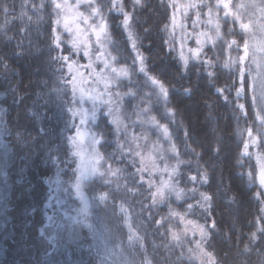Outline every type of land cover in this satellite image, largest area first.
Instances as JSON below:
<instances>
[{"label":"trees","instance_id":"obj_1","mask_svg":"<svg viewBox=\"0 0 264 264\" xmlns=\"http://www.w3.org/2000/svg\"><path fill=\"white\" fill-rule=\"evenodd\" d=\"M31 2L39 4L40 0ZM189 2L198 0H177L179 4ZM208 2L215 3V0ZM253 2L259 5L264 0H230L232 11L239 15L240 21L233 23L231 18L220 20L224 39L235 38L241 46L243 39L249 41V59L253 44L261 36L259 25L264 23L258 17V8L248 7ZM97 3L107 6L108 0H97ZM142 3L143 6L135 11L134 31L139 37L140 50L147 57L150 75L156 76L170 88L171 103L167 107L175 111V116L174 122H171L163 106L156 108L146 103L145 93L152 92V88L145 84L144 75L138 72V64L133 65L135 53L127 34L119 27L122 17L109 15V48L120 57L116 64L130 69L129 78L121 81L127 112L125 125L134 121L138 105L151 107L158 120V113L161 114V122L168 126L171 143L176 145L178 156L168 151L170 143L165 139L164 145L168 147L165 150L162 146L165 159L155 162L165 167L169 161V170L176 165L177 159L188 162L179 165V175L175 177L177 187L184 189V195L177 200L172 194L163 204L142 211V205L151 203L148 184H140L139 176L133 182L129 176L135 173L136 168L128 163L127 158L120 157L114 125L110 122L112 117L106 114V108L101 107L96 121L88 124L92 131L101 133L104 138L98 144L103 157L98 167L101 173H107L109 165L113 169H123V173L117 177L107 174L90 177L84 185L85 195L92 205L87 221L80 223L69 219L76 216V210L80 207V201L72 189L80 158L73 155L74 150L66 140L75 132L71 127L73 118L66 112L69 105L64 104V101L72 98L71 88L65 90L66 94L62 92L61 97L51 91L59 85L56 78L61 73L54 70L59 68V63L50 64V57L60 54L50 45L54 26L63 41V54L70 50L68 41L73 39V35L64 31L63 25L53 24L56 17L50 5L39 13L43 17L39 20L29 8L28 15L32 21L28 24L27 20L19 18L22 0H0V9L4 6L10 9L7 17L10 23L0 29V57L9 65L7 72L0 66V264H101L94 245L93 221L97 217L96 221H101L112 233L114 230L116 235L124 237L128 243L127 251L139 263L145 260L151 264H201L200 259H190L188 252L190 248L195 249V242L200 239L199 233L193 235L188 230L185 234L181 229L185 227L184 222L180 216H171L170 209L184 216V221L208 227L209 239L204 243V248L213 253L218 264H264V240L249 245L250 251H244L245 245L249 244L248 234L255 230L250 222L260 215L262 205L253 197L257 186L250 184L246 175L241 178V173L249 167V160L244 158L243 166L237 163L242 138L237 133L235 102L226 104L214 91L229 82L228 71L218 68L219 78L214 84L206 76L197 75L201 65L195 61L190 60L188 70L183 71L177 59L180 50L179 29L176 32L175 51L169 52L164 43L168 34L162 29L168 23L170 13L167 0L163 3L162 0H142ZM124 4L126 10H132V0H124ZM241 4L245 7H236ZM199 11L200 19L206 21L208 18L204 13L207 8ZM188 15L187 31L191 32L195 11L190 10ZM220 15H223L222 11ZM5 19L0 11V24H5ZM240 22H251V32L243 34V39ZM25 26L28 31L22 35L21 29ZM230 28L233 34L227 35ZM201 31L215 35L213 29L205 24L198 26L197 32ZM6 36L12 39L8 40ZM18 44H22V47H18ZM187 47L195 48L194 40H189ZM204 52L214 60L220 56L222 62L229 55L236 57L242 54V47L239 52L235 49L229 52L223 40H217L215 47L209 44ZM185 53L188 54L187 48ZM256 55L260 57L258 53ZM79 57L85 62L82 53L72 59L79 62ZM63 71L67 74L66 67ZM173 87L175 92L171 91ZM184 89H191V94H186ZM151 99L154 101L155 98ZM240 102L245 103L246 107L249 103L244 99ZM62 104L64 111L60 107ZM80 106L79 103L75 105ZM251 115L249 111V118ZM66 122L68 128L65 127ZM75 123L79 125V117L75 118ZM137 124L129 128V135L141 133L142 126ZM239 124L247 126L243 119ZM185 131L188 132V145L200 154L199 157L185 149ZM155 135L156 132H153L152 137ZM119 139L121 143L126 141L123 133ZM221 142L224 150L217 156L213 149ZM156 143L152 140L150 144L153 151ZM251 151L256 149L251 148ZM154 154L157 155L156 151ZM136 160V167H140L139 157ZM251 163L255 164V158ZM204 170L208 172L207 184H194L189 180V176H199ZM143 175L148 181L147 172ZM108 180L112 182L106 183ZM194 187L198 189L195 193L191 191ZM151 191L154 192L155 188ZM199 192L213 195L209 213L199 207L187 210L188 204L195 205L200 199ZM102 193L108 194L106 202L96 199ZM121 204L128 210L127 217L120 213ZM49 217L52 219L49 220ZM157 220H161V225L155 223ZM213 220L216 222L214 229L210 227ZM88 224L93 226L92 229ZM129 224L140 237L131 244L128 241L131 234ZM173 231L178 232L179 242L172 239Z\"/></svg>","mask_w":264,"mask_h":264},{"label":"snow or ice","instance_id":"obj_2","mask_svg":"<svg viewBox=\"0 0 264 264\" xmlns=\"http://www.w3.org/2000/svg\"><path fill=\"white\" fill-rule=\"evenodd\" d=\"M164 0H162V3ZM50 5L52 12L55 14L54 25H61L63 21V29L69 35H73V39L68 41L71 45L70 50L67 54H63V41L60 35L57 34L56 27L52 28L51 45L55 50H58L60 54L50 57V64L59 63V68L54 69L61 73L56 79L59 82L58 86L51 89L52 92L56 93L58 97H61L62 92L66 94L65 90L69 87L71 88L72 98L70 101H64V104L69 105L66 112L71 115L72 123L71 127L75 129L73 135L66 137L67 142L73 148V155L80 158V163L76 168L78 175L75 176V182L72 184V189L76 197L80 201V207L76 210V216L69 217L73 222L86 223L87 218L90 214V204L89 198L85 195L84 185L85 182L92 176L99 174L100 176L110 175L112 177H117L123 173V169H113L110 165L107 169V173H101L98 167L100 160L103 157L96 150V145L102 142L103 135L91 130H88L85 126L90 122L94 123L97 119V112L101 107L107 109V115L112 117L111 123L114 125V137L117 144V149L119 150L120 157L127 158L129 164L136 168L135 173L129 174L135 182V177L139 176V183H147L148 191L151 196V203L147 206L142 205L143 210H150L153 206L157 204H163L169 196L175 194L177 200L181 199L184 195V189L177 187V181L175 177L179 175L178 168L180 164L188 163L183 160L177 159V163L170 170L165 164L163 169H160L155 161L159 159L164 161L165 150L162 146L157 145L155 151L157 155L155 157L149 156L148 159L151 162V167L149 168L144 163V157L141 152L137 150L140 146L135 144V142L140 139L136 134L129 135V128L135 126V121L129 125H125L124 120L120 118L118 113L119 108L115 105L122 104L123 95L119 91H113V88H119V82L128 79L130 76V69L126 66L115 67L113 62L117 60V57L113 56L109 52L107 45L111 43L110 40V22L109 15H116L122 17L119 21V27L127 34L128 40L131 43V49L135 53V59L133 60V65L138 64V72L142 73L145 77V84L150 85L152 88L151 93H145L146 97H149L148 103L152 107L159 108L164 107L165 115L170 118L171 122H174L175 111L168 108L167 105L171 103L170 101V88L166 84L158 79L154 75H150L148 71V66L146 64L147 57L140 50V44L138 43L139 37L134 31V22L136 20L135 11L138 7H142V0H132V10H126L124 0H108L107 6L103 4H98L97 0H77L75 6L70 5L68 0H40L39 4L32 3L31 0H22L21 13L19 18L24 21L27 20L28 24L31 23L32 17L28 15V10H30L37 15V19H43L39 15L43 9ZM84 6L89 11L87 14L79 11L78 9ZM167 7L170 9L168 16V23H166L162 31L168 34V39L164 41L165 45L168 47V51H175V42L177 41L176 32L179 29L180 36V50L177 59L179 60L183 71H187L189 67L190 60L197 62L201 65V69H198L197 75L206 76L210 83L215 82L218 79L217 69L227 70L229 74V82H227L223 87L215 88V94L218 95L226 104L234 103V112L237 113V133L242 138V148L239 152L240 159L237 163L243 166V159L247 158L249 160V167L246 172L241 173V178L245 175L250 184L257 186V191L253 193V197L258 200L262 207L260 208V215L255 218L253 222H250L255 226V230L248 234L249 244H246L244 251L248 252L251 250L249 245L256 244L259 240H264V40L259 42L258 45L252 46L251 59L250 56V44L247 39H243V34L251 32V22L239 23V28L241 30V38L243 39V44H241L235 39L226 40L221 32L220 20L227 21L231 18L233 23L240 21L239 15L232 11V5L230 0H215V3H209L208 0H198V2H189L186 4H179L177 0H167ZM238 8H244L245 5L241 4L236 6ZM251 8H258L260 12V20L264 21V2L257 5L255 2L248 5ZM207 8V12L204 15L207 16V20H201V12L199 9ZM195 11V18L191 20L192 31H187V20L189 19V11ZM5 16V24H0V29H4L10 9L4 6L0 9ZM223 12L221 16L220 13ZM69 13H72L71 23L75 24V29L70 26ZM180 14V20L177 19V14ZM83 24V28H81ZM200 24H205L210 26L215 35L210 36L206 32H197V28ZM259 30L264 33V23H260ZM28 27L25 26L21 29L22 35L27 33ZM147 31V30H145ZM81 33H88V39H82ZM233 29H229L227 35H232ZM94 37V40L91 39ZM203 37L204 39H201ZM11 40L12 37H5ZM189 40H194L196 47H187V42ZM217 40H223L224 45H226L229 52L233 49L239 50L242 47V54L236 57L228 56L222 62L220 56H216L215 60L208 57L204 52L207 45L211 44L212 47L216 46ZM18 47H22V44H18ZM185 48H187V53H185ZM257 52L260 53V57L257 58ZM82 53L83 57L88 58L87 64H79L78 60L72 59L73 56H79ZM22 54V53H17ZM190 54V55H189ZM247 62V63H246ZM102 65L97 71V65ZM255 65V68H253ZM0 66L3 67L4 71L7 72L9 65H7L3 59L0 57ZM67 68V74H64V68ZM79 68L89 69L88 79H85V74L79 72ZM76 73V74H73ZM70 77V78H69ZM88 84L89 87L86 89L82 85ZM98 85H103L102 90H99ZM14 91V89H13ZM175 92V88L171 89ZM186 94H191V89L183 90ZM249 91H251V96H249ZM234 92V95H233ZM131 94V90L130 93ZM77 95H79V100L77 101ZM154 97V101L151 99ZM232 97V99H230ZM87 99L91 103V108H84L83 103ZM244 99L249 102L246 107L245 103H241L240 100ZM79 103L80 107H75ZM61 110L64 111L63 104L60 106ZM151 107H141L137 113V119H140V113H143L146 119L141 120L142 124L152 125L158 130V135H162L164 139L170 143V151L173 154L177 153V148L174 143H171V133L169 128L165 124H160L155 116H150ZM249 111L252 112L251 118H249ZM114 113H117L114 115ZM79 117V125L75 123V118ZM243 119L247 126L242 127L239 121ZM65 127L68 128V123L66 122ZM124 134L126 141L121 143L120 135ZM185 149L187 151L193 152L197 157L199 153H196L194 149L188 145V132L185 131ZM92 149L87 155L85 154V144ZM135 145V146H133ZM239 147V143H238ZM7 148V145H5ZM250 148L256 149V151H250ZM224 150L223 143H218L213 149L214 154L219 156ZM140 157V167H136V158ZM255 158V164H252V159ZM149 173L148 181L144 179V173ZM156 172H160L161 176L165 173L168 175V179H161L159 186H156L152 181L151 177ZM189 180L194 184H207L208 183V172L204 170L197 175L189 176ZM111 180L106 181V183H111ZM119 187V185H117ZM155 188V191H151ZM192 192H197V188L191 189ZM200 199L196 201V204H188L187 210L191 211L194 207H199L205 213H209V209L212 205L213 195L208 193L199 192ZM108 198L107 193L100 194L96 199L99 202H106ZM120 213L123 217H127L128 210L123 204L119 206ZM171 216H180V220L184 222V216L179 213L169 210ZM65 215H68L65 213ZM151 219V217H148ZM52 218L49 217V220ZM163 219V218H162ZM157 225H161V220L155 222ZM187 224L193 225L192 232L195 235L196 232L199 233V240L195 242V249H188L190 254V259H200L201 264H218L216 257L213 253H209L204 248V243L209 239V229L205 225H195L192 221H187ZM92 229V225H87ZM210 227L214 229L216 227V222L213 220ZM130 235L128 237L129 244L140 239L139 236L133 231L132 226L129 224ZM187 227L185 228V234H187ZM172 239L179 242L180 236L177 235L175 231L171 233ZM183 255V253L181 254ZM105 256L112 257L111 264H128V262L123 258L122 251L117 250V246L108 248L105 246ZM101 264H108V261L102 260ZM150 264V262H148Z\"/></svg>","mask_w":264,"mask_h":264},{"label":"rangeland","instance_id":"obj_3","mask_svg":"<svg viewBox=\"0 0 264 264\" xmlns=\"http://www.w3.org/2000/svg\"><path fill=\"white\" fill-rule=\"evenodd\" d=\"M77 0H68V3L70 5H73L75 6ZM79 11L81 12H84L85 14L88 13V9L84 6H81L79 9ZM260 14V12H259ZM258 17H260L258 15ZM71 18H72V13H69V19H70V26L73 27L75 29L76 25L75 24H72L71 23ZM177 19L180 20V14L178 13L177 14ZM61 25H63V21L61 22ZM63 27V26H62ZM83 24H81V28H83ZM261 32V31H260ZM81 38L82 39H88L89 38V34L88 33H81ZM92 40H94V37H91ZM262 40H264V33L261 32V36L258 37L257 39V42L253 44V46L255 45H258L259 42H261ZM108 47V50L109 52H111V54L115 57H117V52L115 53L114 51L110 50L109 48V45H107ZM259 55L260 53L257 52ZM120 57H117V59H119ZM259 58V56L257 57ZM79 64H87L88 63V58L84 57V60L85 62H83L81 60V58L79 57ZM117 61V60H116ZM116 61L113 62V66L115 67H121L120 65H117L116 64ZM122 66H125L122 64ZM102 67V65H97V71H99V68ZM89 69H85V68H79V72H83L85 74V79H88V73H89ZM73 74H76V73H73ZM120 86L119 88H113L112 90L113 91H119L120 93L124 94V92L121 90V81L119 82ZM84 88H88L89 85L88 84H84L82 85ZM94 87H97L99 90H102L103 88V85H98V86H94ZM146 93H151L150 91H147ZM153 98V97H151ZM78 99H79V95H78ZM149 101V98L146 97V103H148ZM148 105L150 106L151 104L148 103ZM116 108H119L120 109V112L118 113V115L120 116L121 119H124V123H126V110L124 109V98H123V101H122V104H117L115 105ZM83 107L84 108H88L90 109L91 108V103L90 101H88L87 99H85L84 103H83ZM141 107H145V106H142V105H138V111L137 113L139 112V108ZM101 109V108H100ZM99 111V110H98ZM137 113H136V116H135V119L134 121L136 123H138L136 126L138 125H141V133L137 134L140 139H138L135 144L139 145L140 147L137 148L138 151L141 152V155L145 158L144 159V163L145 165H147L149 168L151 167V162L149 161L148 157L149 156H153L155 157L156 155L154 154L155 151L152 150L153 147H151V142L152 140H155V142L157 141V145H160V146H163L165 150H167L168 147H166L164 145V138L162 137V135H158V130L155 129L152 125H149V124H142L141 123V120H144L146 119L145 115L143 113H140V119H137ZM117 113H114V115H116ZM148 115L150 116H154V114L150 111V113H148ZM158 116H159V122L160 124H164L161 122L162 120V116L160 113H158ZM88 130H91L89 125H86L85 126ZM92 131V130H91ZM132 131V130H130ZM153 132H156V135L152 137V134ZM152 137V138H151ZM135 146V145H134ZM170 149V147H169ZM96 150L99 152L98 150V144L96 145ZM92 149L87 145V141H86V144H85V154L87 155L89 152H91ZM250 151H251V148H250ZM100 153V152H99ZM172 159H175L173 156H172ZM156 161L160 162L159 159H156ZM101 162V160H100ZM99 162V164H100ZM139 162H140V157H139ZM156 163V162H155ZM166 163V162H165ZM167 164V163H166ZM156 165L160 168V169H163L164 168V165H161V163L157 164ZM169 165H170V162L168 161V168H169ZM147 174L149 175V173L147 172ZM169 177L167 175V173H165L163 176H161V173L160 172H156L155 174L152 175L151 179L152 181L155 183L156 186H159V183H160V180L161 179H164V180H167ZM92 207V205L90 204V208ZM98 219V217L96 218V220ZM94 220L93 221V224H94V245L97 249V252L101 258V261L102 260H107L108 261V264H111V261H112V257H106L105 256V246L107 245L108 248H112L114 245L117 246V250L118 251H122L123 253V258L128 262V264H148L149 261H145L143 260L141 263H139L137 261L136 258H134L126 249V246H127V242L124 240V237L121 236L120 234L119 235H116L115 231L113 230V233L109 230V228L104 225L101 221H96ZM187 221L185 220L184 221V224H185V227L183 226L181 229L185 231V228L187 227L188 230H191L192 231V227L193 225H190V224H187L186 223ZM198 233V232H196ZM195 233V234H196ZM178 234V232H177ZM151 264V263H150Z\"/></svg>","mask_w":264,"mask_h":264}]
</instances>
